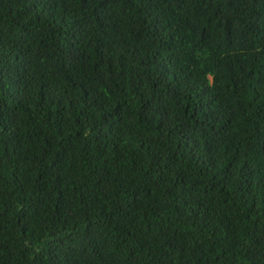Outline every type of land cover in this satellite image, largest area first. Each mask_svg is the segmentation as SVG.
I'll return each instance as SVG.
<instances>
[{"label":"trees","instance_id":"trees-1","mask_svg":"<svg viewBox=\"0 0 264 264\" xmlns=\"http://www.w3.org/2000/svg\"><path fill=\"white\" fill-rule=\"evenodd\" d=\"M0 264H264V0H0Z\"/></svg>","mask_w":264,"mask_h":264}]
</instances>
